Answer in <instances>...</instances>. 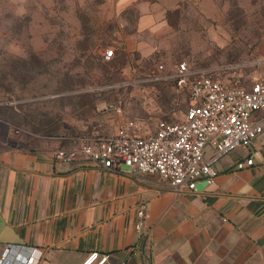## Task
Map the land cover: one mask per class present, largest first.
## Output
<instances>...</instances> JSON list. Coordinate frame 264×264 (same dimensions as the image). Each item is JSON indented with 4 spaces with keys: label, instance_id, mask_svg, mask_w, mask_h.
I'll list each match as a JSON object with an SVG mask.
<instances>
[{
    "label": "crops",
    "instance_id": "crops-1",
    "mask_svg": "<svg viewBox=\"0 0 264 264\" xmlns=\"http://www.w3.org/2000/svg\"><path fill=\"white\" fill-rule=\"evenodd\" d=\"M182 1L137 2L135 29L115 48L124 63L122 82H133L134 69H125V59L153 53L155 44L145 34L167 33L165 14ZM116 117L110 136L124 123V108ZM10 141L0 147V257L7 246L19 245L36 250L37 264H81L91 252L108 255L112 264H264V123L248 148L215 164L213 184L181 194L124 166L108 172L82 161L53 160L54 151L78 147L74 143ZM250 158L251 166L237 169ZM139 210L143 226L137 234Z\"/></svg>",
    "mask_w": 264,
    "mask_h": 264
},
{
    "label": "rangeland",
    "instance_id": "rangeland-1",
    "mask_svg": "<svg viewBox=\"0 0 264 264\" xmlns=\"http://www.w3.org/2000/svg\"><path fill=\"white\" fill-rule=\"evenodd\" d=\"M127 1L0 0V147L12 136L75 145L108 137L118 122L108 104L119 98L125 121L141 130L182 120L185 91L144 83L160 65L165 72L179 63L196 74L216 70L245 87L264 74V0H183L165 14L167 33L145 34L153 53L125 59L139 83L101 91L123 80L115 48L134 31L144 0ZM106 49L114 52L111 63Z\"/></svg>",
    "mask_w": 264,
    "mask_h": 264
},
{
    "label": "built area",
    "instance_id": "built-area-1",
    "mask_svg": "<svg viewBox=\"0 0 264 264\" xmlns=\"http://www.w3.org/2000/svg\"><path fill=\"white\" fill-rule=\"evenodd\" d=\"M103 59L110 61L112 49L103 51ZM171 82L177 90L187 93L188 107L183 119L158 122L154 130L139 135L138 125L124 121L117 132L108 137H82L78 147L57 149L53 160L60 163L82 161L94 167L119 172L127 167L132 172L156 176L173 188L177 194L196 192L197 185L214 183L215 164L238 148H248L263 131L264 74L249 87L221 78L216 72H191L185 63L165 72L156 67L144 83ZM139 82H120L100 88L125 89ZM115 115H123V102L119 98L108 104ZM68 138H62L65 140ZM212 148V153L208 152ZM253 160L237 164V169L249 167ZM137 234L143 226V211L137 212ZM33 248L9 245L0 257V264H37ZM81 264H112L108 255L91 252Z\"/></svg>",
    "mask_w": 264,
    "mask_h": 264
},
{
    "label": "water",
    "instance_id": "water-1",
    "mask_svg": "<svg viewBox=\"0 0 264 264\" xmlns=\"http://www.w3.org/2000/svg\"><path fill=\"white\" fill-rule=\"evenodd\" d=\"M206 186V183H204V182H202V183H200L199 185H197V190L199 191V190H201L202 188H204Z\"/></svg>",
    "mask_w": 264,
    "mask_h": 264
},
{
    "label": "trees",
    "instance_id": "trees-1",
    "mask_svg": "<svg viewBox=\"0 0 264 264\" xmlns=\"http://www.w3.org/2000/svg\"><path fill=\"white\" fill-rule=\"evenodd\" d=\"M112 62V60H110L109 61V63H111ZM122 82V81H121ZM120 83V82H119ZM117 84V83H116ZM154 84H164V83H154ZM112 85V84H111ZM171 86L172 87H174V84L173 83H171ZM118 91H120V90H122V89H117ZM188 107V106H187ZM186 110H187V108H186Z\"/></svg>",
    "mask_w": 264,
    "mask_h": 264
}]
</instances>
